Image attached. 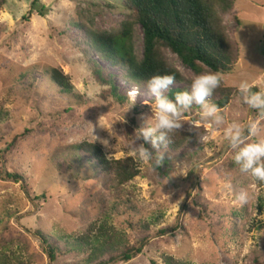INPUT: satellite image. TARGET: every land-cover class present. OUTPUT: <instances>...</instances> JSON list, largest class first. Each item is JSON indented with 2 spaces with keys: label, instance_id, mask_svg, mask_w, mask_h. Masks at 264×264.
I'll return each instance as SVG.
<instances>
[{
  "label": "rangeland",
  "instance_id": "obj_1",
  "mask_svg": "<svg viewBox=\"0 0 264 264\" xmlns=\"http://www.w3.org/2000/svg\"><path fill=\"white\" fill-rule=\"evenodd\" d=\"M39 2L46 15L33 9L32 0H8L0 8V250L21 254L25 264H69L84 255L65 253L53 261L36 231L50 237L78 235L90 222L108 216L133 241L145 235L131 223L146 219L154 225L140 246L142 253L107 264H165L166 254L191 264H264V186L240 171L236 150L224 136L232 122L248 135L252 121L258 130L248 142L264 138V114L250 109L237 92L219 108L224 123L215 126L201 119V108L194 104L177 129L190 135L183 147L176 152L153 149L152 162L141 165L132 149L145 142L135 135L152 114L149 104L156 97L147 86L126 81L121 68L92 54L126 96L124 102L103 99L75 25L82 11L95 16L100 28H117L130 11L121 0ZM221 15L240 45L233 70L220 75L223 85L238 89L247 81L264 89V0H237L233 10ZM136 33L134 44L143 54L141 26ZM167 54L187 78L197 76L170 50ZM53 68L70 77L72 91L52 81ZM178 86L185 84L174 83L165 95ZM221 98L216 92L208 99ZM85 141L102 145L109 158L132 156L140 175L118 186L76 147ZM59 162L71 164V175L58 170ZM241 193L244 202L238 199Z\"/></svg>",
  "mask_w": 264,
  "mask_h": 264
},
{
  "label": "trees",
  "instance_id": "obj_2",
  "mask_svg": "<svg viewBox=\"0 0 264 264\" xmlns=\"http://www.w3.org/2000/svg\"><path fill=\"white\" fill-rule=\"evenodd\" d=\"M130 11L117 28L103 29L97 26L95 16L87 17L80 12L75 23L82 32L81 43L89 57L95 81L103 88L101 97L115 98L121 102L126 96L120 94L114 76L105 69L92 54L123 70V78L135 86H147V81L155 75H174L175 82L185 84L172 88L167 96L174 99L177 92L190 90L192 78H187L172 62L167 54L170 50L196 75L213 72L219 75L230 73L240 58V45L227 32L221 12H230L237 0H121ZM8 0H0V8L7 6ZM33 9L46 15L47 8L39 0H32ZM141 26L144 32V53L136 50L134 40L136 30ZM52 81L66 92L73 89L68 75L59 68H53ZM258 91L257 87L252 88ZM220 92L222 98L215 100L218 108H225L238 89L221 83L213 93ZM190 135L174 130L170 133V143L158 150L179 151ZM18 138L14 139V143ZM150 151L153 148L145 142ZM92 156L97 166L112 177L118 186H124L140 175L135 159L130 156L122 159L109 158L99 143L82 142L76 146ZM58 170L69 174L72 166L59 162ZM12 178L20 179L18 173L9 172ZM71 175V173L69 174ZM255 179V178H254ZM256 180V179H255ZM264 186V182L256 180ZM153 221L139 220L131 226L145 235L141 240H132L131 234L113 224L108 216L90 222L86 230L78 235L56 234L50 237L45 230H37L45 251L54 261L65 253L78 252L84 255L81 260L69 264H107L120 259L130 261L142 253L141 244L152 233ZM65 241L66 246L61 247ZM165 264H191L172 255L163 256ZM0 264H25L21 254L15 251L0 250Z\"/></svg>",
  "mask_w": 264,
  "mask_h": 264
},
{
  "label": "clouds",
  "instance_id": "obj_3",
  "mask_svg": "<svg viewBox=\"0 0 264 264\" xmlns=\"http://www.w3.org/2000/svg\"><path fill=\"white\" fill-rule=\"evenodd\" d=\"M222 77L213 72H205L192 78L190 90L177 92L174 99L165 95L166 90L174 84V75H155L147 81L149 91L156 97L153 103L149 104L152 113L145 120L144 126L136 131V140H143L150 143L153 148L167 147L170 143V133L181 129L184 124V115L195 105L201 108L200 117L210 124L220 126L224 123V115L218 106L209 101L214 90L219 87ZM253 85L242 81L238 91L243 101L250 109L258 110L264 114V89L253 92ZM258 130V123L249 121L247 133L237 122H232L224 130V136L231 149L236 150L234 162L239 165L240 171L250 174L258 181L264 182V138L254 142H248V136H255ZM133 155L137 162L146 165L152 162L153 153L140 143L133 147ZM160 159H163L161 157ZM158 163V161H157ZM241 202L246 200V194L241 193L238 197Z\"/></svg>",
  "mask_w": 264,
  "mask_h": 264
}]
</instances>
